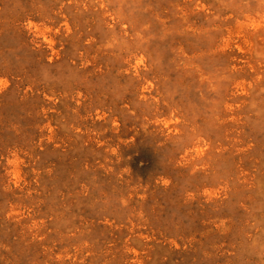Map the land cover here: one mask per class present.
Returning <instances> with one entry per match:
<instances>
[{"label":"rangeland","instance_id":"rangeland-1","mask_svg":"<svg viewBox=\"0 0 264 264\" xmlns=\"http://www.w3.org/2000/svg\"><path fill=\"white\" fill-rule=\"evenodd\" d=\"M0 264H264V0H0Z\"/></svg>","mask_w":264,"mask_h":264}]
</instances>
